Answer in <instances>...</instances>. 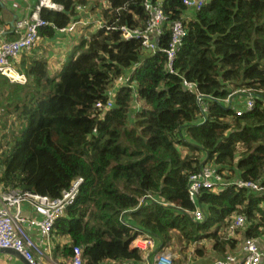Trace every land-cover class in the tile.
<instances>
[{
	"label": "trees",
	"instance_id": "obj_1",
	"mask_svg": "<svg viewBox=\"0 0 264 264\" xmlns=\"http://www.w3.org/2000/svg\"><path fill=\"white\" fill-rule=\"evenodd\" d=\"M52 1L63 11L44 9L41 17L56 27L85 18L77 6L104 26H81L62 60L21 54L13 66L23 84L1 78L0 129L8 132L0 133V185L54 199L82 179L53 225V236L68 239L62 257L78 246L82 264L141 263L129 244L145 233L158 250L179 253L173 264L190 263L188 250L200 242L220 258L237 247L227 229L238 214L242 239L264 240V192L203 190L201 222L187 194L190 175L205 164L226 180L264 186V0H208L194 13L181 0H164L168 23L179 20L186 31L172 72L162 52L167 26L155 53L105 28L142 27V0ZM53 37L51 26L40 28L39 38ZM120 76L128 81L116 86ZM183 80L195 83L203 105ZM248 92L253 106L238 115ZM202 245L193 258L208 252Z\"/></svg>",
	"mask_w": 264,
	"mask_h": 264
},
{
	"label": "built area",
	"instance_id": "obj_2",
	"mask_svg": "<svg viewBox=\"0 0 264 264\" xmlns=\"http://www.w3.org/2000/svg\"><path fill=\"white\" fill-rule=\"evenodd\" d=\"M164 0H142L141 6L146 19L144 25L127 26H106V29L118 30L123 40H137L143 52L155 53L158 50V41L164 32V28L170 30V39L167 47L162 49L165 53L167 64L172 72L173 59L182 44L186 35L185 28L181 21H167L168 17L163 10ZM185 8L192 13L199 11L208 0H181ZM63 11V7L54 3L52 0H38L37 5L28 16L15 21L13 27L0 28V80L2 77L10 82L23 84L26 78L12 66V60H15L23 53H28L33 49L39 39V30L42 27L51 26L54 30L60 32H73L77 25L85 26L93 24L96 27H103L101 20H93L86 17L76 22L62 27H56L47 19L41 17L42 10ZM81 11L80 6L76 7ZM12 31L16 35L15 39H5L3 34ZM128 76H120L116 80V86L128 81ZM184 89L193 92L196 95L198 104L203 105V95L198 92L195 83L182 81ZM115 92L114 89H112ZM110 95L111 92H108ZM251 92H248L245 98L243 109L236 110L239 115L245 110H250L253 106ZM229 96L222 101L228 103ZM111 105L109 100L103 108ZM102 108L101 104L96 105ZM205 109V107L203 106ZM82 183L81 178H77L68 187L63 190L58 198L51 199L30 191L18 188L5 190L0 186V250H9L20 255L28 264H43L41 258L44 256L46 248L49 247L52 229L55 221L63 216L66 207L74 202L78 189ZM228 186L237 189L262 193L264 186L259 182L244 181L242 179L226 180L212 164H205L198 173L190 175L188 179L187 194L188 199L193 205L190 214L194 221L201 222L204 218L202 209L198 204V196L203 190L217 191ZM24 206L31 209L34 216L26 213ZM244 217L241 214L236 215L229 222L227 237H232L235 231L244 227ZM27 228L36 230L39 234V243H36ZM260 240L243 238L237 253H230L224 257L215 258L209 264H264V246ZM130 249H137L143 256V261L137 264H173V261L180 257L168 249L158 250L156 241L149 234H138L129 244ZM81 249L78 246L72 248L71 256L66 264H82Z\"/></svg>",
	"mask_w": 264,
	"mask_h": 264
},
{
	"label": "crops",
	"instance_id": "obj_3",
	"mask_svg": "<svg viewBox=\"0 0 264 264\" xmlns=\"http://www.w3.org/2000/svg\"><path fill=\"white\" fill-rule=\"evenodd\" d=\"M37 3L38 0H0V28H9L10 30L13 27L15 21L20 18L28 16L31 10H33L34 7L37 5ZM81 8L82 10L80 11V14H83L85 18L86 17L90 18L94 15V12L93 13L88 12L85 7H81ZM79 35L80 32L79 30L76 29V27L73 32L71 33L68 32V34L67 32H60L55 30V37L51 39L39 38L38 41L44 40L46 42L53 43L54 47L58 49V51H60V54H56L55 56L52 57L51 56L53 55L52 53L47 54V52L42 50L36 51L38 49L35 48H33L31 51H29L26 54L35 52L36 56L48 58L51 62L55 58H60V60H62L63 57L66 55V53L69 51V49L72 47L71 45L77 43ZM2 37L5 39L13 40L15 39L16 35L12 33V31H9L7 33H4ZM18 58L19 57H17L15 60H12L11 62L12 66L14 65V63ZM24 209L26 213H28L30 216H34V213L31 209H29L26 206H24ZM27 229L30 232V235L32 236L34 241L36 243H39L40 242L39 234L36 232V230L32 228H27ZM259 242L262 244V246H264V240H260ZM67 243H68V239L66 236H53L51 234L49 247H45L43 244H41L42 248L43 247L46 248L44 252V256L43 258H41V262L43 264H66L67 258L62 257L61 247ZM56 246H58L59 248L57 251H55ZM237 247H238V243H237ZM237 247L231 253L236 251ZM238 250L239 248L237 249V251ZM178 256L180 257L179 254ZM192 257H193V252H192ZM216 257L217 256L215 254V257L211 258L208 261H206L207 258L204 257H194L191 261H189L190 262L189 264H209V262L214 260ZM0 264H28V263L20 255L12 251L0 250Z\"/></svg>",
	"mask_w": 264,
	"mask_h": 264
},
{
	"label": "rangeland",
	"instance_id": "obj_4",
	"mask_svg": "<svg viewBox=\"0 0 264 264\" xmlns=\"http://www.w3.org/2000/svg\"><path fill=\"white\" fill-rule=\"evenodd\" d=\"M91 13H93V12H91ZM94 16V15H93ZM93 16L92 17H90V18H93ZM76 29L77 30H80L81 29V26L80 25H77L76 26ZM71 33V32H70ZM68 34V33H67ZM39 40V39H38ZM37 40V42H36V44H35V46L33 47V48H35V49H38V50H36V51H39V50H42V51H45V52H47V54H50V53H52L53 55H51L52 57L53 56H55L56 54H60V51H58V49H56L55 47H54V44L53 43H51V42H46V41H44V40H41V41H38ZM51 51V52H50ZM66 57V55L63 57V59ZM53 62V61H52ZM137 107H139V104L138 103H136V104H133V109L134 108H137ZM1 107H0V118H3L4 119V116L2 115V111H1ZM5 119H7V118H5ZM8 121H9V119H7ZM9 130V129H8ZM2 132H5V133H7L8 131L7 130H2V129H0V133H2ZM1 135V134H0ZM0 143H3L4 145H5V139L4 138H2L1 136H0ZM234 157H235V155H234ZM237 232V233H236ZM242 235H243V229H239V230H236L235 231V233L232 235L234 238H236L237 240H238V247H237V249L240 247V244H241V241L243 240L242 239ZM202 244H206V247H208V252L204 255V258H207L206 259V261H208V260H210L211 258H213V257H215V253L214 252H212L211 250H210V242L208 241V242H200V243H198L197 245H191L190 246V248H189V250H188V254L186 255V257H187V260L188 261H191L192 259H193V257H192V251H193V249L195 248V247H201V246H203ZM237 249H236V251H234L233 253H237L238 251H237ZM171 252V251H170ZM171 253H173V254H175L176 256L179 254L178 252H175V251H172ZM195 260V259H194ZM189 264V263H188Z\"/></svg>",
	"mask_w": 264,
	"mask_h": 264
}]
</instances>
